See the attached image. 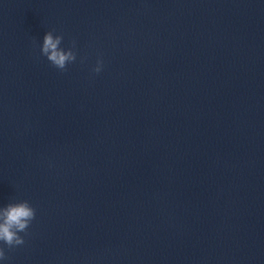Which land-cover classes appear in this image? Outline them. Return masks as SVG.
Returning a JSON list of instances; mask_svg holds the SVG:
<instances>
[{"label":"clouds","instance_id":"clouds-1","mask_svg":"<svg viewBox=\"0 0 264 264\" xmlns=\"http://www.w3.org/2000/svg\"><path fill=\"white\" fill-rule=\"evenodd\" d=\"M55 29L47 31L40 46V55L44 56L50 64L61 72L67 71L69 64L76 62V41H71L67 49L61 47L63 34L54 35ZM85 58H81V63ZM103 68L102 58H98L92 72L99 74ZM36 209L27 201L9 203L0 207V261L8 259L6 249L12 250L25 243L24 235L28 234L31 222L35 219Z\"/></svg>","mask_w":264,"mask_h":264}]
</instances>
